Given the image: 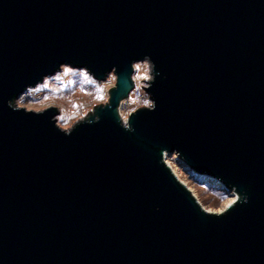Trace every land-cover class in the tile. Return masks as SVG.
I'll return each mask as SVG.
<instances>
[{
	"label": "water",
	"instance_id": "water-1",
	"mask_svg": "<svg viewBox=\"0 0 264 264\" xmlns=\"http://www.w3.org/2000/svg\"><path fill=\"white\" fill-rule=\"evenodd\" d=\"M61 65L113 73L107 102L8 106ZM168 153L247 203L206 210ZM0 264H264V0H0Z\"/></svg>",
	"mask_w": 264,
	"mask_h": 264
},
{
	"label": "rangeland",
	"instance_id": "rangeland-1",
	"mask_svg": "<svg viewBox=\"0 0 264 264\" xmlns=\"http://www.w3.org/2000/svg\"><path fill=\"white\" fill-rule=\"evenodd\" d=\"M134 65L132 73L134 88L118 107L122 119L130 111L143 107L144 99H149L144 87L147 81L136 79L145 72V69L143 66L137 69ZM110 74L115 79L114 74ZM148 74L151 75L150 71ZM45 78L38 87L34 86L30 93L31 102L37 105L32 110L39 111L48 106H56L58 108L56 123L58 121L60 124H66L67 129L79 119L84 118L88 111L92 110L93 105L107 102L108 93L103 81L95 80L83 68L63 65L58 72ZM46 96L48 99L44 100ZM165 161L178 179L190 189L202 207L208 211H221L236 195L232 190L224 188L217 180L192 171L175 153L166 154Z\"/></svg>",
	"mask_w": 264,
	"mask_h": 264
},
{
	"label": "clouds",
	"instance_id": "clouds-1",
	"mask_svg": "<svg viewBox=\"0 0 264 264\" xmlns=\"http://www.w3.org/2000/svg\"><path fill=\"white\" fill-rule=\"evenodd\" d=\"M134 66L137 69H139V68H141V66H143V68L145 69V72L141 76H137L136 79H138V80L143 79V80H146V81H152V83L154 82L155 77L153 75H149L148 74V72L150 70L151 71L154 70V64L149 58H145L144 60H141V61H136ZM60 67H63V65H61ZM45 79H47V77ZM152 83L146 84V85H144V87L150 88ZM38 86H39V82L36 84V87H38ZM32 91H33V86H29L27 88V90L25 92H23L22 94H20L19 97L16 98L14 101L13 100H9L8 101V106L10 108H12L14 111L21 110L22 108L23 109H28V111H26V112L29 113L33 108L37 107V105L32 103L31 99H30V93ZM146 95L150 96L149 93H147ZM47 99H48L47 96L44 97V100H47ZM142 106L145 107V108H148L150 110H155L156 103H155V101L152 98L151 99L146 98V99H144L142 101ZM55 120H56V118H55ZM123 120H124V125H123L124 128L126 130H129L130 129V125L127 122V116H124ZM56 127L67 129L68 126L66 124H60L57 121ZM234 191H236V190L234 189ZM242 199H243V201L245 203H247V197H241V195L239 193H237V195H235V197L233 199H231L229 201V203L226 205V208L227 207H231V205L236 203L237 201L240 202ZM226 208H225V210H226Z\"/></svg>",
	"mask_w": 264,
	"mask_h": 264
},
{
	"label": "built area",
	"instance_id": "built-area-1",
	"mask_svg": "<svg viewBox=\"0 0 264 264\" xmlns=\"http://www.w3.org/2000/svg\"><path fill=\"white\" fill-rule=\"evenodd\" d=\"M103 83L105 84L106 89H108L110 86L114 83V78H112L111 74H107L105 79L103 80Z\"/></svg>",
	"mask_w": 264,
	"mask_h": 264
}]
</instances>
